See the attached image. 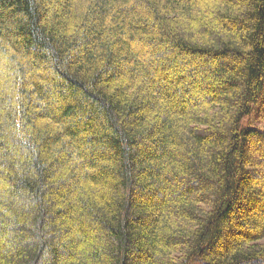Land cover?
Instances as JSON below:
<instances>
[{
    "label": "trees",
    "instance_id": "1",
    "mask_svg": "<svg viewBox=\"0 0 264 264\" xmlns=\"http://www.w3.org/2000/svg\"><path fill=\"white\" fill-rule=\"evenodd\" d=\"M0 264H264V0H0Z\"/></svg>",
    "mask_w": 264,
    "mask_h": 264
},
{
    "label": "rangeland",
    "instance_id": "2",
    "mask_svg": "<svg viewBox=\"0 0 264 264\" xmlns=\"http://www.w3.org/2000/svg\"><path fill=\"white\" fill-rule=\"evenodd\" d=\"M209 1V0H208ZM251 216V215H250ZM250 216H248L247 214H244V218L245 219H247L248 217H250Z\"/></svg>",
    "mask_w": 264,
    "mask_h": 264
}]
</instances>
